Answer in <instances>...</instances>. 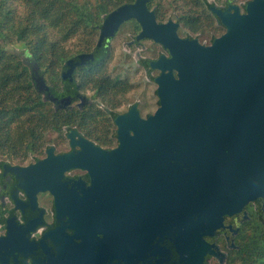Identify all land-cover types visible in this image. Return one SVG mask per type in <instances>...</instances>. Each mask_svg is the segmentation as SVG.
<instances>
[{"label":"water","instance_id":"1","mask_svg":"<svg viewBox=\"0 0 264 264\" xmlns=\"http://www.w3.org/2000/svg\"><path fill=\"white\" fill-rule=\"evenodd\" d=\"M148 2L111 10L94 50L64 68L98 63L120 25L135 20L136 40L169 52L150 63L161 71L156 111L143 119L133 107L117 116L114 149L74 140L71 130L77 153L55 155L50 147L32 164L5 165L24 177L32 202L49 190L71 218L74 236L63 227L52 232L62 244L56 255L43 241L12 243L41 264H202L206 253H218L204 237L231 228L226 216L247 217L245 206L264 197V0L248 1L244 14L210 6L227 26L211 46L179 37L177 24L157 21ZM75 167L88 169V183L67 180L64 172Z\"/></svg>","mask_w":264,"mask_h":264},{"label":"trees","instance_id":"2","mask_svg":"<svg viewBox=\"0 0 264 264\" xmlns=\"http://www.w3.org/2000/svg\"><path fill=\"white\" fill-rule=\"evenodd\" d=\"M133 1L0 0V158L22 163L30 155L40 156L54 135L92 116L77 118V109L65 114L51 107L38 91L35 75L55 88L64 61L91 50L103 17ZM157 1L149 0L147 6L159 19ZM132 25L138 24L132 20ZM72 38L76 44L66 47ZM94 67L83 70L81 79L93 80ZM258 200L246 205L248 218L232 236L237 247L225 246L223 235L218 238L225 253L219 264H264V206Z\"/></svg>","mask_w":264,"mask_h":264},{"label":"flooded vegetation","instance_id":"3","mask_svg":"<svg viewBox=\"0 0 264 264\" xmlns=\"http://www.w3.org/2000/svg\"><path fill=\"white\" fill-rule=\"evenodd\" d=\"M230 1L231 0H210L207 1L208 3H206L205 0H191V2H195L197 3V5H199V7H202V11H204L206 14L205 17H210L211 22L215 21V23L219 22V19L217 15L212 12L211 9L207 6L213 4V6H215L216 8L221 9L225 7L226 4ZM157 3L159 6V12H161V18H159L157 21L165 23L170 20L176 23V33L179 37H181L178 32L179 30H181V32L184 31L194 34L205 24L201 19L200 14H193V12L189 11V9H187L188 11L186 10L180 15L166 17V14L164 12V0H158ZM169 18H172L174 20ZM123 28H125L123 29L124 38L129 39L126 41L127 46L125 48L122 62H115L114 68L112 70L113 72H110L109 66L113 61V56L115 55L114 52L116 49L113 44V39L119 33V30H117L115 35L110 38L109 43L105 48V54L98 63L92 65H83L74 69V80L76 84L74 94L68 98V104L61 106L58 105V107L61 108L65 114H69L70 111H73L75 109L79 110L77 118L82 114H92L91 117H86L81 126H79L78 124L75 126H70L66 128L65 134L63 133L67 144H69L70 147L75 148V150L73 151L75 153L80 150V147L78 145H71V138L69 137V132L71 130H75L77 132L74 140H78L80 139V137H83L91 141L95 146L111 150L116 148L119 143V139L117 136H115V133L113 137L112 132H110L113 126H115V128L117 127L115 119L119 114H117V116L115 117H112L111 111L123 108L124 111H122V113L120 114L123 115L127 113L131 108H133V105H135V109L137 110L138 115L144 119L148 116V114H153L158 108L156 107L153 111L148 112L147 115H143L141 112L143 108H148L154 103L159 104V97L157 94L158 82L156 78L161 73V71H159L158 68L152 67L150 63L158 60L160 56L163 55V52L161 51L163 49V46L160 43L153 41L152 39L143 38L139 41L142 40L146 42H144V48L141 49L142 53H139L137 49L138 47L136 46L137 43H135L134 40L131 41V38L137 36L138 32L141 29L140 26L125 25ZM181 38L197 39L190 37ZM133 49H137V52H135L134 55L132 53ZM75 55L77 54H74L71 57ZM71 57H68L64 61L61 68ZM118 57H120L119 54ZM141 59L148 61L147 63L150 64V67H148L147 70L142 69L145 68V66L143 65ZM93 65L96 66L94 67V69L91 68L94 73V79H88V81L82 80V71L90 69V67ZM131 69L134 70L135 74H138V76L141 75V69L142 71L146 70L145 77L147 80L144 82L145 89H143L138 96L139 98L137 104H132L129 100L131 92L136 90L134 82L137 81H133L132 77H130L131 75L126 74V72ZM152 72H154L155 75H152ZM150 74L152 75V77L156 76L154 78V81L151 79ZM173 74L175 77L177 76L175 71H173ZM149 86H153V92H151L153 95L151 93L148 95L146 92V89ZM88 87L92 89L91 95L87 96L85 94L86 96H83V98H81L82 95H84L82 93L85 92ZM76 100L81 101L78 104L75 102ZM96 121L99 127H92L94 128V131H89L87 126H89L90 123ZM86 130L89 131V133H87ZM97 133H100V135H97ZM48 145L49 144H47V146ZM52 147L54 152L55 148L54 146ZM47 149L48 148L46 147L44 151L45 153L43 156H41V159L47 156ZM54 154L57 155L60 153L54 152ZM24 162H26V160ZM24 162L13 163L19 166L29 165L25 164ZM15 165L9 164L8 166ZM8 166H5L4 164L0 170V264H41L40 260L38 259L39 257L35 253L25 252V250H23L24 252H22L21 248L23 247L20 248L18 245L17 247H14L12 243H21L22 241H43L45 243L44 247L49 249L53 255H56L60 245L62 244L59 242V240L53 239L52 232H55L54 234L59 233V231L62 232L60 227H63V232L74 236L75 229L71 227V218L69 214H63L60 212L59 205L57 204V199L52 193H50L49 190L36 192V194L33 196L34 200L32 202V191L30 190V188L27 189V187L23 185L22 180L24 179V177L18 176L14 172L10 171L8 169ZM64 175L67 177V180L72 179L73 183L78 179H82L87 183L89 181L88 169H84L81 167L68 169L64 172ZM78 191L80 192V190ZM47 196L50 197V202H47ZM244 219H247V217H242V215L240 214L226 216L224 218V223L226 225H230L231 228H226L222 231L215 232L214 237L205 236V240L210 244L214 243L218 247L221 245L220 241H218V236L223 235L227 243L229 244V238H231L238 232L240 224L242 221H244ZM12 226L17 229L22 226V229L13 231L11 230ZM6 238H11L10 240L12 241H6ZM74 239L76 242L80 241L79 238ZM9 245H11V249L9 248ZM228 246L230 248H234L230 245ZM216 250L218 253L216 255L212 254L213 256H215L216 261L214 259H211L210 263V254L206 253L202 259V264H218L219 262L221 263V260L219 259V253H222L223 258L225 257V253L223 249L220 250L218 248Z\"/></svg>","mask_w":264,"mask_h":264},{"label":"rangeland","instance_id":"4","mask_svg":"<svg viewBox=\"0 0 264 264\" xmlns=\"http://www.w3.org/2000/svg\"><path fill=\"white\" fill-rule=\"evenodd\" d=\"M207 1H210V0H205L206 3H208ZM248 1H250V0H231L229 3L226 4L225 7L221 8V10H224L227 13L228 12L232 13V12H234V9L237 8V11L240 14H244L245 13V6H246V3ZM210 6H213V4L212 5H208L207 7L210 8ZM150 9H153V8H150ZM187 9H189V11H192L193 14H200L201 15L200 17L204 21L205 24L201 27V29H199L194 34H191L189 32H184V31L181 32V30H179L178 32H179V35L181 37L197 38L201 45L211 46L215 39L222 37L226 33L227 26L225 24H223L222 21L219 18H218L219 22H217L218 24L215 23V21L211 22V18L210 17H205L206 16L205 12L202 11V7H199V5H197V3L191 2V0H164V12L166 14V17H173L174 15H180V14L184 13ZM169 19H172V18H169ZM172 20H174V19H172ZM125 25H132V20H128V21L124 22L118 29L119 33L113 39V44L116 47V49H115V52H114L115 55L113 56V61L110 63V66H109V70H110L111 73L113 72L112 70L114 68V63L117 62V61H119L118 63H120L123 60V55L125 53V48L127 46L126 41L129 39V38L126 39L123 36V32H124L123 29H125L123 27ZM98 32H99V29H98ZM76 40H77V38H72L70 40V42L66 45V47H68V48L72 47L73 43L76 44ZM95 40H97V37L95 38ZM133 40L135 41V43H137L136 46L138 47L137 48L138 52L142 53L141 49L144 48V44H145L144 42H146V41H142V40L139 41V40H136L135 37L134 38L132 37L131 41H133ZM95 44H96V41H95ZM95 44L93 45V47L91 48L90 51L94 50ZM137 49H133V51H132L133 55H134L135 52H137ZM163 49L162 50L160 49L163 52V56L167 57V53H168V56H169L168 50H166L165 48H163ZM87 52H89V51H87ZM118 54L120 55V57H118ZM141 61L143 62V65L145 66V68H142V69H146L147 70V68L150 67V64H148L147 63L148 61H146V60L141 59ZM81 66H83V65H81ZM77 67H79V66H77ZM75 68L72 69V68H70V66L69 67L67 66V67L64 68V65H63V67L60 68L61 69L59 71L60 79H59L58 84H57V86L55 88H52L50 84H45L43 82V78L42 77L36 76L37 74L35 75L36 87H37L38 91H41L43 93L44 99H46L47 101H49V103H51L50 104L51 107L59 108L58 105L61 106V105H65V104L69 103V101H68L69 99L68 98L74 94V91H75V88H76L75 87L76 84H75V80H74V69ZM64 69H66V70L64 71ZM142 69H141V73H140L141 75H139V76H138V74H135L134 70H132V69L128 70L129 72L128 71L126 72L127 75H131L130 77H132L133 81L137 80L136 82H134V84L136 86V90L131 92L130 97H129V100L131 101L130 103H132V104L133 103H136V104L138 103V98H139L138 96L140 95L141 91L143 89H145L144 82L147 80L146 77H145L146 76V70L142 71ZM152 75H155V73L152 72ZM152 75L150 74L151 79L154 81V78L156 76L152 77ZM121 77H123V76H121ZM138 77H140V78H138ZM152 89H153V86H149L146 89V92H147L148 95L151 92H153ZM91 90L92 89L90 87H88V89L85 92L82 93L84 95L81 94L82 95L81 98H83V96H86V95L90 96L91 93H92ZM65 99H66V101H65ZM63 100H64V102H63ZM80 101L81 100H79V101L76 100L75 102L79 104ZM72 106H74V105H72ZM133 107H135V105H133ZM156 107H159V104L154 103L151 106H149L148 108H143L141 110V112H142L143 115H147L148 112L153 111ZM122 111H124V109L123 108H119L118 110L111 111V115H112V117L117 116V114H119L118 116H120ZM92 127H99L97 121L93 122V123H90V125L87 126L89 131H94V128H92ZM117 127L115 128V126H113L111 131H110V132H112L113 137H114V133H115V136H116ZM64 134H65V132H64ZM64 134L61 133L59 136H55L54 135L52 137V139L49 140V143H48L49 145L48 146L46 145L44 147V151H45L46 147L50 148L52 146H54V148H55L54 149L55 153H60L61 154V153H65V152L74 151L75 148L74 147H70L69 144H67ZM97 135H100V133H97ZM44 153L45 152H43V154L40 155V156L30 155L28 158H26V162H24V163L25 164H31V163H33L35 161H38L39 159H41V156H43ZM2 159H0V170H1V167L4 164L5 165H9V164L10 165L11 164L15 165L13 162H6V161H10L11 160L10 158H3L2 157ZM12 161H13V159H12ZM260 201H261V205L264 206V197L260 198ZM47 202H50V197L49 196H47ZM249 203H251V202H249ZM253 203L256 204V201H254ZM245 211H246L247 218H248V210H247L246 207H245ZM49 226H51V225H49ZM218 237H220V236H218ZM229 241H228L229 244L227 243V241H225V243H226L225 246L229 247L228 245H230L231 247H237L235 242L233 241L232 237L229 238ZM218 248L220 250H222V245L218 246ZM211 259H214L216 261L215 256H213L212 254L209 255V260H210L209 262L210 263H211ZM205 264H207V263H205Z\"/></svg>","mask_w":264,"mask_h":264}]
</instances>
